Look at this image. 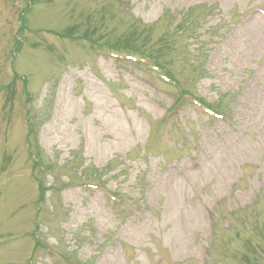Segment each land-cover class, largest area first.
Segmentation results:
<instances>
[{
    "label": "rangeland",
    "instance_id": "374dc122",
    "mask_svg": "<svg viewBox=\"0 0 264 264\" xmlns=\"http://www.w3.org/2000/svg\"><path fill=\"white\" fill-rule=\"evenodd\" d=\"M31 5L0 0V264H264V0Z\"/></svg>",
    "mask_w": 264,
    "mask_h": 264
},
{
    "label": "trees",
    "instance_id": "16d2710c",
    "mask_svg": "<svg viewBox=\"0 0 264 264\" xmlns=\"http://www.w3.org/2000/svg\"><path fill=\"white\" fill-rule=\"evenodd\" d=\"M35 1V0H33ZM190 16H187L186 18H189ZM189 23L190 21L189 20H184L183 24L184 23ZM135 26L139 27L138 24H135ZM136 28L135 29H131L127 32V34L129 36L133 35V33L135 32ZM131 32V33H130ZM164 36H167V35H164ZM74 38H77L76 36H73ZM80 38H89V41H91V43L95 46V48L97 49H100V50H104L106 52H114V53H117V54H120V55H126L127 53H130V54H133V51H136L138 52L141 57L145 56H149L151 53H148L147 51H145L144 49L142 48H138V47H131L130 45L133 43V39L132 38H124V36H121L120 38H117L115 40H105L103 37L101 36H97L95 37L94 35L88 37L86 35H80L79 36ZM106 37H110L108 35H106ZM113 42V43H112ZM165 48H170L171 47V44L168 43L167 41H165ZM123 52V53H122ZM166 53H169V52H161L159 58L162 59V57L165 56ZM152 63H153V60L151 59ZM89 184H92V183H89ZM96 185H99V184H96ZM114 196L116 197V199L119 201L121 200L122 198L116 194H114ZM117 202V201H116ZM120 204V203H119Z\"/></svg>",
    "mask_w": 264,
    "mask_h": 264
}]
</instances>
